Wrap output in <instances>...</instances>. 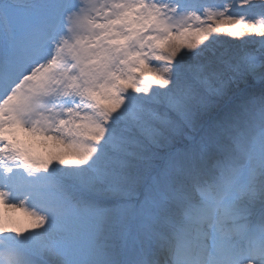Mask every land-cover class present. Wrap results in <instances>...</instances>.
<instances>
[{"label":"snow or ice","instance_id":"snow-or-ice-1","mask_svg":"<svg viewBox=\"0 0 264 264\" xmlns=\"http://www.w3.org/2000/svg\"><path fill=\"white\" fill-rule=\"evenodd\" d=\"M0 264H264V0H0Z\"/></svg>","mask_w":264,"mask_h":264},{"label":"rangeland","instance_id":"rangeland-1","mask_svg":"<svg viewBox=\"0 0 264 264\" xmlns=\"http://www.w3.org/2000/svg\"><path fill=\"white\" fill-rule=\"evenodd\" d=\"M231 39L232 38H230V37H227V36H222L221 38H220V43H225V42H228V41H231ZM258 39V38H257ZM236 43H238V42H236ZM252 47H258V45H249V48H252ZM20 212H18L17 214H19Z\"/></svg>","mask_w":264,"mask_h":264},{"label":"bare ground","instance_id":"bare-ground-1","mask_svg":"<svg viewBox=\"0 0 264 264\" xmlns=\"http://www.w3.org/2000/svg\"><path fill=\"white\" fill-rule=\"evenodd\" d=\"M24 217H23V213H22V215H21V219H23Z\"/></svg>","mask_w":264,"mask_h":264}]
</instances>
